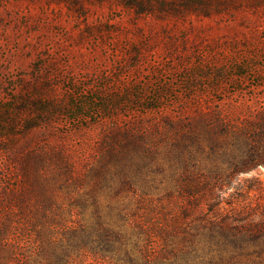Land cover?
<instances>
[{
  "label": "rangeland",
  "instance_id": "obj_1",
  "mask_svg": "<svg viewBox=\"0 0 264 264\" xmlns=\"http://www.w3.org/2000/svg\"><path fill=\"white\" fill-rule=\"evenodd\" d=\"M184 1L0 0V226L175 208L184 176L231 174L264 112V0Z\"/></svg>",
  "mask_w": 264,
  "mask_h": 264
},
{
  "label": "trees",
  "instance_id": "obj_2",
  "mask_svg": "<svg viewBox=\"0 0 264 264\" xmlns=\"http://www.w3.org/2000/svg\"><path fill=\"white\" fill-rule=\"evenodd\" d=\"M116 1L139 14L166 8V0ZM184 2L182 9L198 4ZM237 134L245 148L231 153V174L184 176L180 193L164 197L179 198V206L141 215L85 208L74 216L68 210L66 218L57 210L30 211L37 221L0 226V264H264V185L254 179L244 187L250 178L240 187L236 177L264 165V112Z\"/></svg>",
  "mask_w": 264,
  "mask_h": 264
}]
</instances>
